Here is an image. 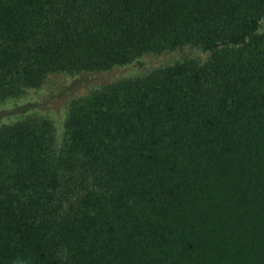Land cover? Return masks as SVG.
I'll use <instances>...</instances> for the list:
<instances>
[{"label":"trees","instance_id":"16d2710c","mask_svg":"<svg viewBox=\"0 0 264 264\" xmlns=\"http://www.w3.org/2000/svg\"><path fill=\"white\" fill-rule=\"evenodd\" d=\"M264 0H0V101L52 72L185 59L0 125V264H264ZM57 146V147H56Z\"/></svg>","mask_w":264,"mask_h":264},{"label":"rangeland","instance_id":"374dc122","mask_svg":"<svg viewBox=\"0 0 264 264\" xmlns=\"http://www.w3.org/2000/svg\"><path fill=\"white\" fill-rule=\"evenodd\" d=\"M260 30L264 32V20L261 21ZM208 55L200 48L185 46L162 53H146L129 63L103 71L49 73L38 87L26 88L17 96L0 101V125L27 115L47 118L55 128V145H59L64 133V122L76 100L89 97L113 83L145 76L177 61L192 59L203 62Z\"/></svg>","mask_w":264,"mask_h":264}]
</instances>
